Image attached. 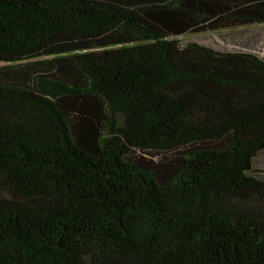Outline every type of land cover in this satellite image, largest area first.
I'll use <instances>...</instances> for the list:
<instances>
[{
    "label": "trees",
    "instance_id": "16d2710c",
    "mask_svg": "<svg viewBox=\"0 0 264 264\" xmlns=\"http://www.w3.org/2000/svg\"><path fill=\"white\" fill-rule=\"evenodd\" d=\"M264 0H0V264H264V59L173 38Z\"/></svg>",
    "mask_w": 264,
    "mask_h": 264
},
{
    "label": "rangeland",
    "instance_id": "374dc122",
    "mask_svg": "<svg viewBox=\"0 0 264 264\" xmlns=\"http://www.w3.org/2000/svg\"><path fill=\"white\" fill-rule=\"evenodd\" d=\"M173 39L178 40L181 47L199 43L221 52H249L264 59V24L218 32L187 34ZM254 169L256 177L264 179V154L257 158Z\"/></svg>",
    "mask_w": 264,
    "mask_h": 264
}]
</instances>
